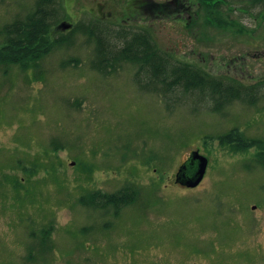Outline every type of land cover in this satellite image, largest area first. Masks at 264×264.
I'll return each instance as SVG.
<instances>
[{
    "label": "rangeland",
    "instance_id": "rangeland-1",
    "mask_svg": "<svg viewBox=\"0 0 264 264\" xmlns=\"http://www.w3.org/2000/svg\"><path fill=\"white\" fill-rule=\"evenodd\" d=\"M59 2L54 22L76 24L62 41L26 69L0 64V264H69L113 246L129 264H264V168L254 150L216 138L237 128L264 143V0H186L181 12L142 18L136 0ZM32 3L0 0V45ZM93 24L113 40L122 26L146 28L175 58L255 84L254 100L214 108L198 91L151 86L135 62L99 68L84 28ZM192 149L207 157L206 174L195 188L174 185ZM14 174L25 177L19 191ZM126 184L138 198L119 217L79 202L87 189ZM93 223L95 237L84 228ZM51 225L53 248L26 253L39 243L30 230Z\"/></svg>",
    "mask_w": 264,
    "mask_h": 264
},
{
    "label": "trees",
    "instance_id": "trees-1",
    "mask_svg": "<svg viewBox=\"0 0 264 264\" xmlns=\"http://www.w3.org/2000/svg\"><path fill=\"white\" fill-rule=\"evenodd\" d=\"M142 12L155 16L169 15L173 12H181L187 8L186 0H136ZM209 3L219 4L223 0H203ZM59 0H33L32 9L23 17L16 18L4 27L5 39L0 45V64L12 63L26 69L35 64L37 59L51 50V48L62 41L64 32L71 30L76 24H72L68 29L58 28V23L54 22L57 14ZM97 24L84 27L89 34L96 35L97 61L100 68L113 67L119 60L132 61L139 65L140 70L146 73L148 83L153 87L184 91H198L215 100L214 108H218L224 102L232 98H240L252 102L257 93L255 84L245 85L234 77L214 75L197 65L175 58L171 52L162 49L157 44L154 36L148 29L139 27H125L115 30L111 39L106 32L99 34L95 29ZM98 30V33L95 31ZM105 34L107 38H105ZM119 63V62H118ZM162 86V87H160ZM219 143L227 146L230 151L247 152L249 148L263 149L264 143L260 138L247 137L239 129L233 128L230 131L219 134ZM55 148L57 146H54ZM54 148V149H55ZM254 160L262 164V152L253 154ZM128 186V185H127ZM127 186L115 192L101 193L94 191L80 195L79 201L90 205L86 199L88 195L101 196L105 202L118 204L130 200H137L138 189L134 188V194L129 195ZM93 205H100V201L91 199ZM42 239L40 241L43 249L48 248V239L45 237L50 232V226L43 227ZM47 246V247H45Z\"/></svg>",
    "mask_w": 264,
    "mask_h": 264
},
{
    "label": "flooded vegetation",
    "instance_id": "flooded-vegetation-1",
    "mask_svg": "<svg viewBox=\"0 0 264 264\" xmlns=\"http://www.w3.org/2000/svg\"><path fill=\"white\" fill-rule=\"evenodd\" d=\"M139 12L142 13L141 14V18L144 15H145V17H150L151 16L150 13H146V12H142V11H139ZM123 20H126V19L124 18ZM253 150H254V152H252V154H254L255 152H262V164L261 165L264 168V148L263 149L249 148L247 152L251 153V151H253ZM232 152H244V151L237 150V151H232ZM246 167H247V165L244 166L245 169H246ZM206 168H207V165H206ZM24 170H26L27 172L29 171L28 173H30V175L32 174V172H34V170H30V169L27 170L26 168H24ZM205 174H206V169L204 171V174H203L202 178L200 179V181L197 184H195V185H186V184H182L179 181H177L175 179V173H174V175H173V184L174 185H180L181 187L189 188V189L195 188V187H197L202 182V179H203V177H204ZM22 176H23L22 178H20V177L17 178L15 176V174H14V176H13L11 182H10V184H12L13 187H15L18 191L20 190V187H21V180L23 178H25L24 175H22ZM124 186H127V188H128L127 192L129 193V195L134 194V188L137 189V187H135L134 185H130V184L123 185L122 187H124ZM122 187L120 186L117 190L121 189ZM117 190H114V191H106V190H102V189L92 188V189H87L84 193L89 192V194H91L94 191H99L101 193H106V192H115ZM86 199L89 201V203H91L89 206L92 209L104 210V212H102L103 215L110 214V215L114 216V218L115 217H119L121 215V211H122L123 208L129 207V206H133V205H135L134 203H136V200L135 201L134 200H130L129 197H128L129 200L127 202L123 203L122 201H120L118 204H114L112 202H110V203L109 202H105L101 196H94L93 197L91 195H88L86 197ZM91 199H93L95 201L99 200L100 201L99 202L100 205H97V204L96 205H93V202H91ZM109 210H111V211L109 212ZM104 218H107V217H104ZM107 222H108V219L105 220V222H104L103 225L108 224ZM93 225H94V223L93 224H90L89 226H86L84 228L87 230V232H85V233H88V236L93 235L95 237V234L92 232ZM48 227L49 226H47V228ZM43 229L44 228L41 227L37 231L34 230V229L30 230V234H28V235L30 237H32L33 239H36L39 243L35 244V246L34 245H29V244L27 245L26 244V253L27 252L28 253H31V252H33V250H37V251H41L42 250L43 245L41 244L40 241H43V239H42V230ZM97 230L103 232V231H106L107 229L105 230V228H102L100 226V227H97ZM51 231H52V225H51V228H50V232L47 233L45 235V237H47V239H48V247L53 248V245H51V243L49 242V239H51ZM81 231L83 232V230H81ZM102 236L103 237H107L103 233H102ZM102 252H103V250H102ZM114 252H116L117 254H115ZM121 252H122L121 249L119 247H117V246L116 247L113 246L112 249H109L107 251V253L102 254V255H98L97 253L94 254L93 252H89L88 251V252H85L87 254H85V259L84 260H82V261L81 260L80 261H70L69 264H97V262H98L97 259H100V261H101L100 264H107L108 262L110 264H129L128 261H126L125 259H123ZM119 253H120V257H121L120 260L110 259V257L112 255L113 256L119 255ZM26 256L28 257V254H26Z\"/></svg>",
    "mask_w": 264,
    "mask_h": 264
},
{
    "label": "water",
    "instance_id": "water-1",
    "mask_svg": "<svg viewBox=\"0 0 264 264\" xmlns=\"http://www.w3.org/2000/svg\"><path fill=\"white\" fill-rule=\"evenodd\" d=\"M57 26L65 30L71 26V23L62 20ZM207 162V157L200 153L199 149H192L188 157L179 165L175 179L186 185L197 184L204 174Z\"/></svg>",
    "mask_w": 264,
    "mask_h": 264
}]
</instances>
